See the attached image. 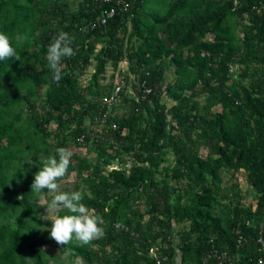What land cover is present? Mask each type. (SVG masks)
<instances>
[{"label": "trees", "instance_id": "1", "mask_svg": "<svg viewBox=\"0 0 264 264\" xmlns=\"http://www.w3.org/2000/svg\"><path fill=\"white\" fill-rule=\"evenodd\" d=\"M125 1L99 25L100 1L0 0V32L19 58L0 61V264L264 259V0ZM61 31L75 55L56 83L46 55ZM118 83V103L106 104ZM60 147L73 156L57 183L75 176L61 191L82 192L103 219L87 245L51 239L42 212L53 195L32 192Z\"/></svg>", "mask_w": 264, "mask_h": 264}, {"label": "clouds", "instance_id": "2", "mask_svg": "<svg viewBox=\"0 0 264 264\" xmlns=\"http://www.w3.org/2000/svg\"><path fill=\"white\" fill-rule=\"evenodd\" d=\"M17 40L21 37L17 36ZM73 39L67 32H59L48 46L46 60L49 69L53 73V81L58 83L62 79V59L72 57L75 51L71 46ZM16 59V49L13 47L12 38L0 32V61ZM55 155L49 156L43 163V167L36 172L32 184V192H41L45 189L53 193V198L47 206V214L66 209V215H54L51 219L50 238L59 245H67L73 239L82 244H89L93 240L104 236L102 228L103 219L95 209L86 206L83 194L80 191H60L58 180H61L68 172L73 152L65 147L57 148ZM19 199V197H18ZM264 264V262H262Z\"/></svg>", "mask_w": 264, "mask_h": 264}, {"label": "rangeland", "instance_id": "3", "mask_svg": "<svg viewBox=\"0 0 264 264\" xmlns=\"http://www.w3.org/2000/svg\"><path fill=\"white\" fill-rule=\"evenodd\" d=\"M120 69H125V64L122 66H120ZM93 69L92 67H88L86 68L85 72H84V75L83 77L80 79L81 83L84 84L90 77V74L92 73ZM173 68H171L169 71L166 72V83L172 81L173 79ZM112 74L111 72V68L108 67L107 68V71H106V80L103 81L104 83L103 84H110L112 82H114V79H116V77H114L113 79H110V75ZM134 91V92H133ZM128 92L129 93H135V90L134 88L132 89V87H129L128 88ZM164 102L166 103V105L168 107H170L171 105H173V102L168 100V99H164ZM217 110V108L215 109ZM119 114H121L122 112L121 111H118ZM95 130V129H94ZM82 153H85V149H82L81 150ZM92 158L94 157V154H90L89 155V158ZM169 159V162H171L172 159L168 158ZM237 181L239 182V188L242 190V193L244 194L245 196V201L246 202H252L254 200V194L252 193V191L250 190L249 186L247 185L245 179H244V176L242 174H237ZM64 182H59V189L60 191L67 187V186H71L73 185L74 181H75V176L74 175H70L66 180H63ZM51 195H54L53 193ZM44 201L42 199L39 200V203L42 204ZM57 212H50L47 214V209L46 207L44 208L42 214L45 216L44 218V223L46 226H48L49 228L51 227V219L54 215H56ZM176 228H179V227H176ZM45 249L46 251L48 252L49 255H56L59 253V249L57 248H54L53 245H48V246H45ZM178 255V254H177ZM179 263V258L178 256L176 257V260H175V264H178ZM53 264V263H51ZM54 264H77L76 262H70L68 260V254L67 253H64L61 255V257L54 263Z\"/></svg>", "mask_w": 264, "mask_h": 264}, {"label": "built area", "instance_id": "4", "mask_svg": "<svg viewBox=\"0 0 264 264\" xmlns=\"http://www.w3.org/2000/svg\"><path fill=\"white\" fill-rule=\"evenodd\" d=\"M94 1H100L102 2V4L109 5L108 8L102 10L101 15L98 19L99 25H104L107 19L114 17L118 12L128 11L129 4L125 0H94ZM122 89H123L122 83H118L117 85H115L112 95L108 99H106L105 103L108 105H113V104L118 103L119 94L121 93ZM260 244H261V247L264 249V238L260 240ZM150 253L154 254V249H151ZM219 258L221 260H224L226 258V254L223 253ZM221 260L219 261V264H221L222 262ZM262 262H264V259H259L256 262H248L246 264H262Z\"/></svg>", "mask_w": 264, "mask_h": 264}]
</instances>
